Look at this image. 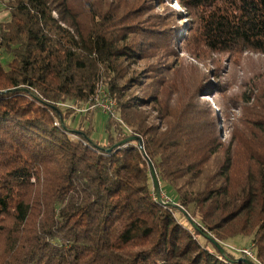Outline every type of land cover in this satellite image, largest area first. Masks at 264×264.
<instances>
[{
  "label": "trees",
  "instance_id": "1",
  "mask_svg": "<svg viewBox=\"0 0 264 264\" xmlns=\"http://www.w3.org/2000/svg\"><path fill=\"white\" fill-rule=\"evenodd\" d=\"M120 1L6 2L0 264H247L223 244L242 237L264 264V87L246 94L245 127L226 138L224 112L200 98L211 78L178 74L163 91L164 63L133 68L172 52L174 31L152 0ZM175 2L184 10L173 17H197L195 39L210 51L264 54V0ZM100 88L118 109L105 144L76 109ZM133 135L143 146L123 142ZM151 164L170 201H160Z\"/></svg>",
  "mask_w": 264,
  "mask_h": 264
},
{
  "label": "rangeland",
  "instance_id": "2",
  "mask_svg": "<svg viewBox=\"0 0 264 264\" xmlns=\"http://www.w3.org/2000/svg\"><path fill=\"white\" fill-rule=\"evenodd\" d=\"M7 1L8 0H0V21H6L9 18V10L6 5ZM123 1L124 0H121L120 3ZM152 1V7H155V12L160 13L166 23L173 26L175 49L165 56H162L161 54H151V58H147L140 62L138 66H133V68L137 69V71H147V68H150V66H148L149 64L154 65L155 63H164L168 70H160V72H158L163 75L168 72L166 74L167 82L162 88L163 91H172V89L168 87V83L171 81L177 83L178 74H186L182 77H188L193 82H197L198 78H200V83L203 85L211 78L209 88L200 92L201 101L207 102L213 107L221 108V111L224 112L226 118L224 117L225 120H222V123L224 125L223 131L226 138H229L237 127L244 129L245 123H243V120L241 119H245V116L249 114L246 113V106L248 104L246 101V94L248 92L250 95H253V93L261 94L260 90L264 87V54L255 52H245L235 55L229 53H214L206 48L202 41L195 39V37L199 35L196 30V27H198L197 17L196 23L195 18L193 17L190 19L186 17L188 16L187 14L184 15V18L182 19L173 17L172 11L176 12L184 10V8L181 5H178L175 0ZM132 2L133 0H131V3L127 2V4L132 5ZM1 56L4 61L9 58L6 54H2ZM151 68L156 67L151 66ZM219 74L222 75L217 76ZM134 92H136V94L138 93L137 95L142 93V91L139 90V87L130 90V93ZM109 97L110 96L101 89L97 97L92 99L91 105H87V107L81 106L84 108H76L79 113V115H77L78 121L81 118L80 112H88V116L94 123L92 138L100 144H105L107 142L108 133L105 130V123L111 113L105 111V107L103 106ZM60 105L64 108L76 107L75 105L72 106V104L68 103H60ZM145 109L148 112L152 111L151 107ZM114 112L116 116H111L116 119L118 118L117 106L115 107ZM151 119H153V116ZM56 121L59 123V120L56 119ZM240 132L241 131L236 135H239ZM70 135L73 138H76L75 134ZM160 186L163 191V197L164 195L166 197H168L167 195H171L170 186H166L164 182H160ZM168 198L170 199V197ZM175 214L179 221L190 226V223L183 212L177 210L175 211ZM223 244L235 253H239V251H237L239 248L251 249V242L248 237L225 241ZM248 259L254 261L251 258ZM254 262L257 263L256 261ZM261 264L263 263L261 262Z\"/></svg>",
  "mask_w": 264,
  "mask_h": 264
},
{
  "label": "water",
  "instance_id": "3",
  "mask_svg": "<svg viewBox=\"0 0 264 264\" xmlns=\"http://www.w3.org/2000/svg\"><path fill=\"white\" fill-rule=\"evenodd\" d=\"M131 140H137L139 142V144L141 146H143V139L138 136V135H133V136H130L129 138H127L125 141L123 142H128V141H131ZM108 152H110L112 150V148H109L107 149ZM151 175H152V178H153V183H154V186H155V189L157 191V194L159 196V199L161 202H163V198H162V193H161V186H160V182H159V178H158V175H157V172H156V169L154 167L153 164H151ZM164 203V202H163ZM189 216V214H188ZM190 217V216H189ZM191 218V217H190ZM192 219V218H191ZM192 221L195 223V221L192 219ZM196 225V223H195ZM240 261H244L246 262L247 264H254L250 259L248 258H245V257H242L240 258Z\"/></svg>",
  "mask_w": 264,
  "mask_h": 264
},
{
  "label": "built area",
  "instance_id": "4",
  "mask_svg": "<svg viewBox=\"0 0 264 264\" xmlns=\"http://www.w3.org/2000/svg\"><path fill=\"white\" fill-rule=\"evenodd\" d=\"M103 107H105V111H108V112L111 113V115L116 116V114L114 112L115 107H116V100L115 99L109 97L107 99L106 103H104ZM56 124H59V123L56 121ZM164 198L167 201H170V199L168 197H166L165 195H164ZM237 251H239L240 253L245 254L247 257L253 259L258 264H261V261L257 258L255 252L252 249H250V248H239V249H237Z\"/></svg>",
  "mask_w": 264,
  "mask_h": 264
}]
</instances>
